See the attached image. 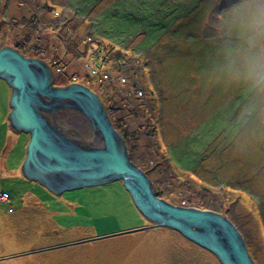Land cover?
Returning a JSON list of instances; mask_svg holds the SVG:
<instances>
[{"label": "rangeland", "instance_id": "rangeland-1", "mask_svg": "<svg viewBox=\"0 0 264 264\" xmlns=\"http://www.w3.org/2000/svg\"><path fill=\"white\" fill-rule=\"evenodd\" d=\"M233 2L0 0V50L45 63L52 87L88 89L157 198L224 217L264 264V127L213 72L217 18ZM11 94L0 79V264H220L150 228L122 180L59 196L28 180ZM45 115L65 139L101 149L80 112Z\"/></svg>", "mask_w": 264, "mask_h": 264}, {"label": "water", "instance_id": "water-1", "mask_svg": "<svg viewBox=\"0 0 264 264\" xmlns=\"http://www.w3.org/2000/svg\"><path fill=\"white\" fill-rule=\"evenodd\" d=\"M52 71L16 50H0V79L12 89L9 125L29 134L22 173L55 195L122 180L138 211L155 226L179 233L211 253L220 264H255L236 226L219 214L170 205L156 197L146 175L129 160L122 139L110 126L97 97L80 85L52 87ZM80 112L100 136L101 149L67 140L49 122L61 110ZM148 230V229H146Z\"/></svg>", "mask_w": 264, "mask_h": 264}, {"label": "clouds", "instance_id": "clouds-1", "mask_svg": "<svg viewBox=\"0 0 264 264\" xmlns=\"http://www.w3.org/2000/svg\"><path fill=\"white\" fill-rule=\"evenodd\" d=\"M213 72L241 90L246 117L264 127V0H234L217 18Z\"/></svg>", "mask_w": 264, "mask_h": 264}, {"label": "trees", "instance_id": "trees-1", "mask_svg": "<svg viewBox=\"0 0 264 264\" xmlns=\"http://www.w3.org/2000/svg\"><path fill=\"white\" fill-rule=\"evenodd\" d=\"M162 197V196H161ZM179 234V233H178ZM182 239L184 240L185 238H183L182 237ZM185 241V240H184ZM188 241V240H187ZM188 244H189V246H190V248H192V249H194V250H196V251H199V252H201V253H203V251H205V250H203L202 248H200V247H198V246H196L195 244H193L192 242H190V241H188L187 242ZM246 243V242H245ZM246 245H248L247 243H246ZM205 252H207V251H205ZM209 253V252H208ZM250 254V253H249Z\"/></svg>", "mask_w": 264, "mask_h": 264}]
</instances>
